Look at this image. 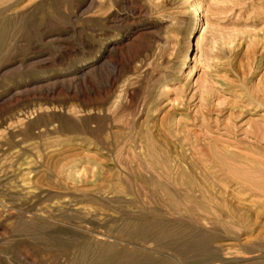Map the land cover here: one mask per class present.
Listing matches in <instances>:
<instances>
[{
	"label": "rangeland",
	"instance_id": "1",
	"mask_svg": "<svg viewBox=\"0 0 264 264\" xmlns=\"http://www.w3.org/2000/svg\"><path fill=\"white\" fill-rule=\"evenodd\" d=\"M187 1L0 0V264H264L257 199L201 163L264 119V0H197L192 39ZM193 190L242 223L182 214Z\"/></svg>",
	"mask_w": 264,
	"mask_h": 264
},
{
	"label": "bare ground",
	"instance_id": "2",
	"mask_svg": "<svg viewBox=\"0 0 264 264\" xmlns=\"http://www.w3.org/2000/svg\"><path fill=\"white\" fill-rule=\"evenodd\" d=\"M5 1V0H4ZM187 1V0H186ZM191 4V8H190V14L188 15V18H187V33H188V39H192L195 37L197 31L201 28V25H202V16H203V13H204V10L202 8V6L198 3L197 0H188ZM187 1V2H188ZM19 2V1H18ZM27 2V1H26ZM188 2V3H189ZM3 4L5 2H2ZM1 4V3H0ZM19 4V3H18ZM17 5V4H16ZM88 5V4H87ZM4 7V5L2 6ZM11 7V6H10ZM79 7V6H78ZM92 7V6H91ZM90 7V8H91ZM77 8V7H76ZM6 9H0V17L4 19V16H2L1 14H3L5 12ZM2 22V21H1ZM159 32V31H158ZM197 38V37H196ZM117 41V40H116ZM197 44V43H196ZM110 50H114L113 47H110ZM101 53V52H100ZM109 54V53H108ZM102 58H105V57H102ZM107 58V57H106ZM193 58L191 57L190 53L189 52H186L185 56H184V59H183V66H187L189 65L191 62H192ZM139 73V72H138ZM90 74V71H87L86 73H84V75L82 77L84 78H87L88 75ZM87 76V77H85ZM83 79V78H82ZM81 79V80H82ZM124 84V83H123ZM72 88V87H71ZM123 88V87H122ZM209 92V91H208ZM205 94V93H204ZM207 94V93H206ZM207 96V95H206ZM239 102V101H238ZM248 103V102H247ZM247 106L251 107L250 109L251 110H255L257 107H261L262 104L260 103H250V104H247ZM139 111V110H138ZM206 112V115L208 116L210 111L209 110H205ZM219 111V110H218ZM204 112V111H203ZM244 113V112H243ZM249 113V112H248ZM200 114V113H199ZM220 114V113H219ZM235 115V114H234ZM238 115V114H237ZM201 116V115H200ZM236 116V115H235ZM240 118H241V114H239ZM203 117V115H202ZM201 117V118H202ZM233 115L231 114V116H229L227 118L229 124L225 126V132L230 135H234L235 131L234 130H237L236 133L238 131H240L241 129L238 128V124L240 123H243L241 122V120L237 123H235L234 121H237L239 118L237 117H234V119H232ZM237 119V120H236ZM163 120V119H162ZM234 120V121H233ZM263 121H261L260 124H258L257 122L254 124H249V130H244L243 134L245 136V139L244 141H241L242 143L240 144H236L234 145L236 147V149H240L239 146H242V150L243 151H246L249 153V155H247L245 157V152L243 154L244 157H241V156H238L236 154H232V163L233 162H238V163H243L244 165L247 166V169H243V165H240L242 167L240 168H236L234 165L231 164H228L227 163V159H222L220 158L218 155H216V152L213 151L212 149L208 150V149H204V150H201V156L203 157L206 156V159L204 161H201V160H198V163L199 161H201L202 165L205 164V163H211L214 165V168L217 169V172L221 174V176L224 178V181H229V183H235L236 185H239L240 186V193L241 196H248L249 198H255L257 199V203H252L254 204L252 207L255 208L256 210V213L257 214H262L264 215V119H262ZM234 122V123H233ZM246 122V121H245ZM241 125V124H240ZM239 125V126H240ZM243 131V130H242ZM211 132V131H210ZM180 133V132H179ZM236 135V134H235ZM227 136V135H226ZM236 137V136H235ZM222 138V137H221ZM220 138V139H221ZM231 139V138H230ZM233 139V138H232ZM196 140V139H194ZM225 140V139H223ZM229 140V139H228ZM234 140V139H233ZM232 141V140H231ZM186 142V141H185ZM225 143L227 144L228 141ZM233 143H236V139H235V142L233 141ZM239 143V141H238ZM188 144V142H187ZM196 145V144H195ZM197 146V145H196ZM233 146V145H232ZM230 146V148L232 147ZM191 147V146H190ZM228 147V146H227ZM60 148V147H59ZM66 148V147H65ZM226 149H229V148H226ZM235 149V148H234ZM216 150V149H215ZM218 150V149H217ZM186 152V151H185ZM193 155H197L199 156L200 154H198L195 149L193 150ZM229 153V150L226 151L225 149H220V154L223 155V156H229L228 154L226 153ZM77 153V152H76ZM200 153V152H199ZM203 154V155H202ZM240 154V153H239ZM191 155V154H190ZM230 156V157H231ZM62 157V156H61ZM196 157V156H195ZM195 157H193L195 159ZM257 157L259 160H256ZM95 158V157H94ZM202 158V159H203ZM230 163V162H229ZM200 164V163H199ZM202 167V166H201ZM211 166H209L210 168ZM246 168V167H245ZM205 170V169H203ZM209 170V169H208ZM214 170V169H212ZM30 171V170H29ZM207 171V170H205ZM28 172V171H27ZM80 172V171H79ZM216 173V172H215ZM219 175V174H218ZM217 176V175H216ZM219 177V176H217ZM23 178V177H22ZM2 179V178H1ZM91 181V180H90ZM4 183V182H3ZM21 183V182H20ZM221 183V182H220ZM23 184V183H22ZM27 184V183H26ZM29 184V183H28ZM168 184V183H167ZM227 184V183H226ZM230 185V184H229ZM220 186V184H219ZM222 187L224 186L221 185ZM42 187V186H41ZM221 187V188H222ZM24 188V187H23ZM226 188V187H225ZM17 190H19L17 188ZM21 190V189H20ZM192 191V189H190ZM189 190V191H190ZM28 191V190H27ZM32 191V190H31ZM55 191V190H54ZM53 191V192H54ZM196 192V194L198 193V195H200L201 197V202H198L196 203L197 201L200 200V198H197L199 200H197L195 197L192 198V199H196V202L193 200V201H188V199H186L188 201V203L190 204H184V206L181 208V213L186 215V216H191V217H195L196 215L198 216L199 214L203 215V219L201 222H203L204 224L206 225H209V226H212L213 228H220V229H223V230H226L228 231L229 233H231L230 231L232 230V228L234 226H237L239 223H242L241 220L243 219H240V215L237 213V208L236 210L235 209H231L229 206H226L224 207V205H220V203H214L213 200L207 198L206 199V196H204L202 194V192L198 191V190H193ZM23 192V191H22ZM19 193V192H17ZM191 193V192H190ZM55 194V193H54ZM188 194V193H187ZM186 194V195H187ZM192 194V193H191ZM194 194V192H193ZM193 194H192V197H193ZM195 194V195H196ZM27 196V195H26ZM107 196V195H106ZM188 197V196H187ZM18 198V197H17ZM21 198V197H20ZM101 198H103L101 196ZM108 198V196H107ZM189 198V197H188ZM191 198V197H190ZM191 199V200H192ZM104 200V198H103ZM106 200V199H105ZM25 201V200H24ZM117 201V200H116ZM108 202V201H107ZM192 204V205H191ZM223 204V203H222ZM57 205V204H56ZM3 207V206H2ZM229 207V208H228ZM47 209V208H46ZM253 210V209H252ZM4 212V211H3ZM1 212V213H3ZM20 212V211H19ZM64 212V211H63ZM227 213L228 214V217H226L225 219H220V217L222 216L221 213ZM5 213V212H4ZM3 213V214H4ZM9 213V212H8ZM255 213V214H256ZM41 214V213H40ZM118 214V213H117ZM32 215V214H31ZM90 215V214H89ZM94 215V214H93ZM221 215V216H219ZM253 215V214H252ZM4 216V215H3ZM42 216V215H41ZM61 216V215H60ZM205 216V217H204ZM219 216V217H218ZM210 217V218H209ZM253 217V216H252ZM255 217V216H254ZM19 218V217H18ZM100 218V217H99ZM98 218V219H99ZM219 218V219H217ZM259 218V216H258ZM258 218H257V221H258ZM183 219V218H182ZM27 221V220H26ZM37 221V220H36ZM110 221V220H109ZM241 221V222H240ZM255 221V220H253ZM264 221V220H263ZM34 222V221H33ZM147 222V221H146ZM197 222V221H196ZM105 223V222H104ZM26 224V223H24ZM28 224V223H27ZM26 224V225H27ZM137 224V223H136ZM163 224V223H162ZM188 225V224H187ZM147 226V225H146ZM157 226V225H156ZM191 226V225H190ZM260 226V225H259ZM194 227V226H193ZM57 228V227H56ZM154 228V227H153ZM264 228V227H262ZM99 229V228H98ZM198 229V228H197ZM156 230V229H155ZM202 230V229H201ZM204 231V229H203ZM258 231V230H257ZM207 232V230H206ZM98 233V232H97ZM111 233V232H110ZM210 233V232H209ZM2 234V233H1ZM101 234V233H100ZM147 232L146 233H143L140 235V241L139 243L140 244H143V245H146L148 242H150L152 240V236H147ZM228 234V233H227ZM226 234V235H227ZM239 234V233H238ZM4 236V235H2ZM114 236V235H113ZM259 236V240H261V243L260 245H258V247L262 248L264 245H262L264 242V238H261V235H258ZM104 237V236H103ZM118 237V236H117ZM220 237H222L220 235ZM81 238V237H80ZM89 238V237H88ZM102 238H97V242L98 243V248H97V253H96V256H97V259H100V261H104L105 259H108L107 257H110L111 256V252L109 249H107V245L105 243H102ZM123 239V237H122ZM170 239V238H169ZM224 239V238H223ZM253 239V238H252ZM90 240V238H89ZM226 240V238L224 239ZM231 240V239H230ZM95 241V240H94ZM119 241V239H118ZM178 242V241H177ZM258 242V241H257ZM254 243V242H253ZM258 243V244H259ZM257 245V244H256ZM23 246V245H22ZM144 247V246H143ZM249 247V246H248ZM251 247V246H250ZM111 249V247H109ZM252 248H254L252 246ZM144 250H147L146 248H143ZM204 249V248H203ZM213 249V248H212ZM218 251H223L222 249H219V247L217 248ZM112 251V250H111ZM216 251V250H215ZM94 252V251H93ZM117 252V251H116ZM22 253V252H21ZM259 254V253H258ZM16 256V255H15ZM27 255H25L26 257ZM120 256V255H119ZM118 256V257H119ZM28 257V256H27ZM19 258V257H18ZM21 258V257H20ZM259 258V257H258ZM23 259V258H22ZM34 259V257H33ZM23 260H28L27 258H24ZM22 260V261H23ZM32 260V258L30 259L29 258V261ZM33 261V260H32ZM31 261V262H32ZM149 260H147V258L144 257V255H138L136 254V256L134 257L133 261H132V264H147ZM105 262V261H104ZM130 262V261H129ZM263 262V261H262ZM223 264L221 260L217 259L216 261H214V264ZM23 264H24V261H23ZM26 264V263H25ZM29 264V263H28Z\"/></svg>",
	"mask_w": 264,
	"mask_h": 264
}]
</instances>
